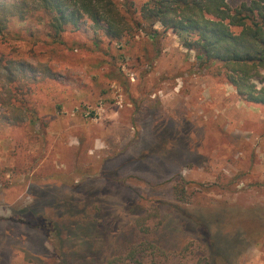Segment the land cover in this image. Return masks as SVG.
<instances>
[{
    "label": "rangeland",
    "instance_id": "1",
    "mask_svg": "<svg viewBox=\"0 0 264 264\" xmlns=\"http://www.w3.org/2000/svg\"><path fill=\"white\" fill-rule=\"evenodd\" d=\"M146 1L115 0L117 36L10 23L11 56L51 77L37 127L0 121V264H264V106L125 13Z\"/></svg>",
    "mask_w": 264,
    "mask_h": 264
},
{
    "label": "trees",
    "instance_id": "2",
    "mask_svg": "<svg viewBox=\"0 0 264 264\" xmlns=\"http://www.w3.org/2000/svg\"><path fill=\"white\" fill-rule=\"evenodd\" d=\"M39 10L50 17L54 43H59L63 26L76 24L84 15L95 24L104 22L112 36L123 34L122 21L127 20L119 15L115 0L0 2V121L10 126L40 124L29 96L32 87L46 75L51 77V72L41 73L27 61L13 58L7 43L12 20L25 21ZM126 10L129 17L135 15L148 26L159 24L177 34L186 49L196 52L201 67L215 68V74L222 75L243 101L264 106V0L236 8L228 0H147L137 15Z\"/></svg>",
    "mask_w": 264,
    "mask_h": 264
}]
</instances>
